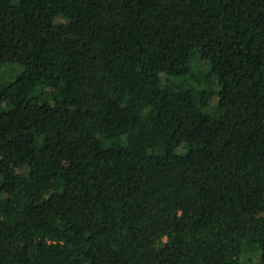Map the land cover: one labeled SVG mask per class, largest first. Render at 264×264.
I'll use <instances>...</instances> for the list:
<instances>
[{"label":"trees","instance_id":"obj_1","mask_svg":"<svg viewBox=\"0 0 264 264\" xmlns=\"http://www.w3.org/2000/svg\"><path fill=\"white\" fill-rule=\"evenodd\" d=\"M0 264H264V0H0Z\"/></svg>","mask_w":264,"mask_h":264},{"label":"rangeland","instance_id":"obj_2","mask_svg":"<svg viewBox=\"0 0 264 264\" xmlns=\"http://www.w3.org/2000/svg\"><path fill=\"white\" fill-rule=\"evenodd\" d=\"M74 156L70 149H66L64 160H63V173L68 175L71 171Z\"/></svg>","mask_w":264,"mask_h":264}]
</instances>
